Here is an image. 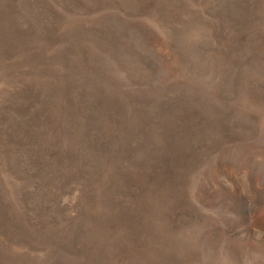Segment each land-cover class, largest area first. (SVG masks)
Masks as SVG:
<instances>
[{
  "label": "rangeland",
  "instance_id": "374dc122",
  "mask_svg": "<svg viewBox=\"0 0 264 264\" xmlns=\"http://www.w3.org/2000/svg\"><path fill=\"white\" fill-rule=\"evenodd\" d=\"M0 264H264V0H0Z\"/></svg>",
  "mask_w": 264,
  "mask_h": 264
}]
</instances>
